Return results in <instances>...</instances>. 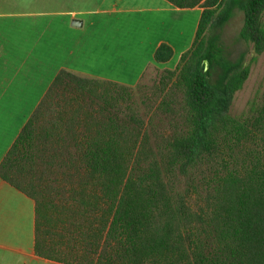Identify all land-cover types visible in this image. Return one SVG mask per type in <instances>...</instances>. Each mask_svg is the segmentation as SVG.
Wrapping results in <instances>:
<instances>
[{
  "label": "trees",
  "instance_id": "trees-1",
  "mask_svg": "<svg viewBox=\"0 0 264 264\" xmlns=\"http://www.w3.org/2000/svg\"><path fill=\"white\" fill-rule=\"evenodd\" d=\"M167 1L203 11L156 107L135 106L139 84L61 70L0 164V179L35 203L39 257L264 264V90L231 114L264 54V0ZM236 8L249 63L227 59L217 34ZM172 56L162 45L155 61Z\"/></svg>",
  "mask_w": 264,
  "mask_h": 264
},
{
  "label": "crops",
  "instance_id": "crops-1",
  "mask_svg": "<svg viewBox=\"0 0 264 264\" xmlns=\"http://www.w3.org/2000/svg\"><path fill=\"white\" fill-rule=\"evenodd\" d=\"M202 9L167 0H0V164L61 70L127 87L191 49ZM162 45L173 50L157 63ZM32 199L0 179V264L39 257Z\"/></svg>",
  "mask_w": 264,
  "mask_h": 264
},
{
  "label": "rangeland",
  "instance_id": "rangeland-1",
  "mask_svg": "<svg viewBox=\"0 0 264 264\" xmlns=\"http://www.w3.org/2000/svg\"><path fill=\"white\" fill-rule=\"evenodd\" d=\"M244 24V13L239 8L233 12L231 20L217 34L219 36L220 46L224 56L237 61L243 53H247L246 62L254 56L251 46L240 40L239 34ZM167 69H161L152 66L145 73L144 77L133 94L135 106L142 114L153 109L162 100L164 94L162 91V80L165 77ZM264 90V54L259 57L256 64L252 66L251 74L242 91H240L233 102L231 109L232 115H239L244 112L250 100L258 93ZM122 94V93H121ZM125 104V103H124ZM123 106L125 107V105ZM44 230L47 227L45 217L41 219Z\"/></svg>",
  "mask_w": 264,
  "mask_h": 264
}]
</instances>
